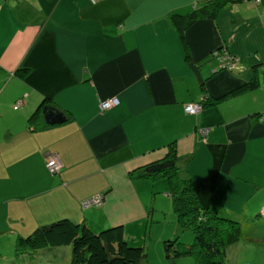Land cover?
<instances>
[{
  "label": "crops",
  "instance_id": "crops-1",
  "mask_svg": "<svg viewBox=\"0 0 264 264\" xmlns=\"http://www.w3.org/2000/svg\"><path fill=\"white\" fill-rule=\"evenodd\" d=\"M206 1L0 0L3 258H17L20 235L63 217L95 230L123 225L129 241H145L169 215L157 206L155 189L167 179L132 172L163 161L171 145L180 176L194 183L203 206L263 223L264 0L228 2L214 19L195 22L186 32L187 54L171 16ZM222 45L239 57L232 71L211 59ZM254 77L253 90L197 115L185 111L204 93L218 98ZM46 98L67 119L49 125L43 116L45 125L36 128L30 116ZM115 98L117 105L101 109ZM50 152L64 162L56 175L46 168ZM96 196L101 205H82ZM175 219L176 227H160L161 242L179 233ZM248 244L228 246L227 259Z\"/></svg>",
  "mask_w": 264,
  "mask_h": 264
},
{
  "label": "trees",
  "instance_id": "trees-1",
  "mask_svg": "<svg viewBox=\"0 0 264 264\" xmlns=\"http://www.w3.org/2000/svg\"><path fill=\"white\" fill-rule=\"evenodd\" d=\"M239 1L243 0H208L200 6H195L189 14H172L171 21L180 33L187 54L190 47L186 36L187 30L202 18L214 19L226 3ZM223 47L226 46L222 45L211 52L213 61H215L213 52ZM26 71L27 69L24 70ZM258 82L257 77H254L248 83L218 98L204 93L203 107L229 96L253 90L258 87ZM47 102L48 98L30 116V121L36 128L45 125L42 111L44 106L50 105ZM174 156V146L171 145L168 157L164 160L170 159L175 162ZM132 174L148 176L153 180L166 177L177 224L181 231L189 230L194 235L192 243L181 241L178 235L163 240L164 254L168 262L191 255L195 259V264H226L227 247L237 241L264 243V238L252 235V232L264 230V220L263 223L250 218L235 220L212 212L208 207L203 206L194 183L190 179L182 178L175 164L157 172H147L146 168L137 169ZM146 241L148 242V240L129 241L123 225H112L95 230L86 222L63 217L38 226L27 235H20L15 243L17 258H3L0 251V264H36L37 254L45 255L50 263L58 258L66 261L67 249L69 264H142L148 258Z\"/></svg>",
  "mask_w": 264,
  "mask_h": 264
},
{
  "label": "rangeland",
  "instance_id": "rangeland-1",
  "mask_svg": "<svg viewBox=\"0 0 264 264\" xmlns=\"http://www.w3.org/2000/svg\"><path fill=\"white\" fill-rule=\"evenodd\" d=\"M158 184H156L155 189L158 192L156 195L157 197V206H161L162 208H160V210H164L163 212H167V214H169L166 218L167 220L164 223H154L152 229L150 230V234L148 235L147 239L148 242L146 241V249H147V254H148V258L146 261H144L142 264H195V259L193 256L191 255H187V256H183L181 258L178 259H173L170 262H168L165 258V254H164V247H163V241L161 242L162 239L161 238V233H160V227L162 226H172V227H176L175 223L173 226L172 222V217L176 218V214L173 211V206H172V201L171 198L164 196L165 194L163 193V188L162 185L166 186L167 184V180L165 182H157ZM161 185V186H160ZM168 189V186H167ZM162 192V193H161ZM166 197V198H165ZM164 214V213H163ZM166 215V214H165ZM171 215V218H170ZM175 222H177V220L175 219ZM261 222V221H260ZM178 226V224H177ZM180 228V227H179ZM253 230V229H252ZM178 233V232H177ZM188 235V237L190 238L189 241H186L185 239L182 238L183 235ZM180 236V240L186 243H192L194 240V235L192 233V231L189 230H182L180 229L179 233L176 234V236ZM252 235H254L255 237H261L264 238V230L262 231H257V232H252ZM175 235H168L164 238L167 237H172ZM163 238V240H164ZM255 246H253V245ZM248 244L251 245L246 250H244L243 252H239L237 254V256L232 257L227 259L226 264H235V262H237V264H241L244 262V264H264V243L263 244ZM243 249V248H242ZM46 254H48V252H45ZM45 255H39L36 256V264H49L48 262V258L44 257ZM32 257V256H31ZM237 257V258H236ZM239 257V258H238ZM33 258V257H32ZM69 259H56L55 261L51 262L52 264H69Z\"/></svg>",
  "mask_w": 264,
  "mask_h": 264
},
{
  "label": "built area",
  "instance_id": "built-area-1",
  "mask_svg": "<svg viewBox=\"0 0 264 264\" xmlns=\"http://www.w3.org/2000/svg\"><path fill=\"white\" fill-rule=\"evenodd\" d=\"M213 58L215 61L218 62V65L222 69H235L237 63L239 62V57L234 55L227 47H223L221 49L215 50L213 52ZM118 99H112L111 101H105L101 103V109H109L110 107L117 105ZM21 104H23V99H20L15 106L18 108ZM203 98L201 97L200 101L190 102L185 105V111L188 114L197 115L201 113L203 110ZM204 137H206L209 133V129L205 128L201 130ZM46 168L48 172L52 175L60 173L62 168L64 167V162L60 155L55 152H50L46 155ZM102 204V197L96 196L90 199H86L82 202L84 207H89L92 205H101Z\"/></svg>",
  "mask_w": 264,
  "mask_h": 264
},
{
  "label": "water",
  "instance_id": "water-1",
  "mask_svg": "<svg viewBox=\"0 0 264 264\" xmlns=\"http://www.w3.org/2000/svg\"><path fill=\"white\" fill-rule=\"evenodd\" d=\"M42 112L45 122L49 125L60 124L62 122H65L67 119V116L52 104L44 106ZM174 164V160L167 159L147 166L146 170L147 172H157L173 166Z\"/></svg>",
  "mask_w": 264,
  "mask_h": 264
}]
</instances>
